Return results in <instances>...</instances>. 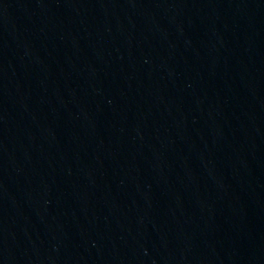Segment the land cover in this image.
Masks as SVG:
<instances>
[{"label": "water", "instance_id": "water-1", "mask_svg": "<svg viewBox=\"0 0 264 264\" xmlns=\"http://www.w3.org/2000/svg\"><path fill=\"white\" fill-rule=\"evenodd\" d=\"M0 264H264V0H0Z\"/></svg>", "mask_w": 264, "mask_h": 264}]
</instances>
